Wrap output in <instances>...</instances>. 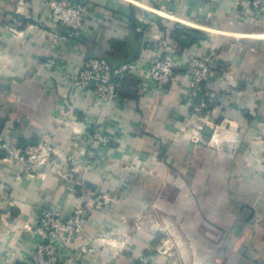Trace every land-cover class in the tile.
I'll return each mask as SVG.
<instances>
[{
	"label": "crops",
	"instance_id": "0c3cea01",
	"mask_svg": "<svg viewBox=\"0 0 264 264\" xmlns=\"http://www.w3.org/2000/svg\"><path fill=\"white\" fill-rule=\"evenodd\" d=\"M47 1L0 0V143L50 137L58 151L55 166L29 176L0 152V264H30L35 235L24 226L42 209L66 219L78 204L87 215L73 247L92 238L94 251L73 249L67 264H264V132L255 138L264 124V13L248 10L250 0H58L90 6L76 40ZM141 15L156 20L151 33L182 26L195 40L179 50L185 58L213 56L208 96H188L182 66L163 92L143 70L125 75L111 105L75 85L88 57L119 66L158 54L136 30ZM203 100L213 128L193 143L191 105ZM98 126L110 143L90 158ZM94 194L109 198L102 209Z\"/></svg>",
	"mask_w": 264,
	"mask_h": 264
},
{
	"label": "built area",
	"instance_id": "2783aa9c",
	"mask_svg": "<svg viewBox=\"0 0 264 264\" xmlns=\"http://www.w3.org/2000/svg\"><path fill=\"white\" fill-rule=\"evenodd\" d=\"M46 9L51 19L63 26L66 37L77 40L84 36V23L90 11L88 4L49 0ZM248 10L263 14L264 0H250ZM136 20V30L148 36V39L158 49V54L147 61H130L119 66H111L102 57H88L83 60L72 75L75 85L79 88L91 89L101 106L111 105L120 99L119 88L125 75H138L143 70L147 74L150 89L155 92H163L173 81L175 71L182 66L189 75L188 96H208L206 84L213 79L216 68L213 56L210 54L185 58L179 54L176 45L169 40L166 31L150 32L153 29H158L154 18L141 15ZM10 30L16 35L19 34V31L12 28ZM191 106L193 112L187 125L188 139L193 143H198L202 140L206 126L211 128L213 126L204 125L206 123L202 113L206 112L208 107L205 100L192 103ZM257 127L260 128L258 132L260 135L255 138L261 140L264 124H258ZM109 143L110 138L107 136L105 128L103 126L96 127L89 135V157L93 158L100 148ZM262 143L263 151L259 160L264 166V142ZM0 152L5 161L19 166L25 176L32 175L40 164L55 166V157L58 155L50 137L27 145L3 141L0 143ZM66 159L69 164H73L74 157L72 155H67ZM108 201L109 198L105 195L94 194L93 208L102 209ZM86 215L87 208L82 204L76 205L71 215L66 219L59 217L50 209H42L35 224L24 226L26 230L35 235L33 249L29 256L30 264H67L72 258L73 249L83 255L92 253L94 251L92 238L77 244L75 248L73 247L82 234Z\"/></svg>",
	"mask_w": 264,
	"mask_h": 264
},
{
	"label": "trees",
	"instance_id": "16d2710c",
	"mask_svg": "<svg viewBox=\"0 0 264 264\" xmlns=\"http://www.w3.org/2000/svg\"><path fill=\"white\" fill-rule=\"evenodd\" d=\"M136 28H137V22H136ZM168 37H169V40L172 41L176 45V47H177L178 50H180L181 48L188 47L189 45H191L195 41L194 39H192V38L184 35L183 31H180L176 27H174L172 29V31L170 32V34L168 35ZM114 47H115V45H114ZM105 60L110 64L108 58L107 59L105 58ZM121 89H122V84L120 85V88H119V94H120V96H121V92H122Z\"/></svg>",
	"mask_w": 264,
	"mask_h": 264
},
{
	"label": "water",
	"instance_id": "95a60500",
	"mask_svg": "<svg viewBox=\"0 0 264 264\" xmlns=\"http://www.w3.org/2000/svg\"><path fill=\"white\" fill-rule=\"evenodd\" d=\"M60 27H63V26L61 25ZM177 27H178V29L183 30L182 26H177Z\"/></svg>",
	"mask_w": 264,
	"mask_h": 264
}]
</instances>
